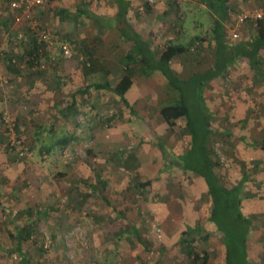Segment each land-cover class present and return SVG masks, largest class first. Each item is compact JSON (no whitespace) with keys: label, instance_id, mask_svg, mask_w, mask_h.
<instances>
[{"label":"rangeland","instance_id":"rangeland-1","mask_svg":"<svg viewBox=\"0 0 264 264\" xmlns=\"http://www.w3.org/2000/svg\"><path fill=\"white\" fill-rule=\"evenodd\" d=\"M124 1L156 59L189 48L169 60L180 80L212 69L217 0ZM55 2L27 18L0 1V264H198L193 257L204 254L208 264H243L244 253L247 264H264V48L259 75L237 56L205 84L199 109L196 92L185 93L197 129L192 143L188 118L169 126L160 116L178 100L161 74L125 59L107 80L89 54L133 52L113 29L117 0ZM224 13L231 47L264 30V0H225ZM35 38L40 59L32 61ZM126 74L124 101L93 88ZM29 81L44 101L16 95ZM200 117L209 122L202 132ZM16 136L24 157L11 145ZM201 146L217 185L230 192L233 205L215 216L225 232L210 222L213 202L196 174L206 168Z\"/></svg>","mask_w":264,"mask_h":264},{"label":"trees","instance_id":"trees-1","mask_svg":"<svg viewBox=\"0 0 264 264\" xmlns=\"http://www.w3.org/2000/svg\"><path fill=\"white\" fill-rule=\"evenodd\" d=\"M202 2L207 3L208 6H210L208 0H201ZM118 4V10L116 14V18L113 22L114 28L117 30L119 36L126 40L131 42L134 51L128 53L126 58L128 62L133 63L135 61V58H138V62L142 65V71L145 74H151L153 72H158L161 74L168 84L178 92V100L173 106L164 107L160 110V116L164 120V122L169 125L173 126V123L180 119V118H188L187 127L190 132V137L193 142H196L197 139V129H196V122L193 121V119L190 118V110L189 105L186 102V92H196V96L192 97L193 102L195 103L196 107L199 109V105L204 101L202 99L203 94V88L205 84L212 79H215L219 76H221L224 72H226L228 66L234 62L235 58L237 56L241 57H248L252 69H254L257 73V75L260 74L259 69L257 67V53L264 48V30L260 36H257L254 38L253 41L250 43H242L238 46L231 47L228 45L224 40L223 35V25L221 22V19L225 17V0H217V4L211 5V7L215 8V11L217 12L219 19H213V25L214 28L212 30L213 33V40H214V48H215V64L212 67V69H207L203 72H195L192 73L191 78L189 81H182L180 80L175 72L171 69L169 65V60L171 59V56L178 53L179 55H186L189 52V48L185 46H177L174 49L169 50V52H165L160 59H156L153 55V53L150 51L149 45L146 41L142 39L141 34L137 33L133 28L132 25L127 20V14H128V4L123 0H117ZM148 5V4H147ZM146 6V4H145ZM194 40H199L197 37L194 38ZM192 40L191 42H194ZM39 44L37 42V38H35L32 41L30 51L27 53V57L31 59L32 61H35L39 57ZM175 50V51H174ZM174 52V54H173ZM173 54V55H171ZM97 65H100L99 62H96ZM92 64V61L90 62ZM85 64H83L84 66ZM103 69V68H101ZM91 70V69H90ZM8 71L11 73H15L13 68H8ZM104 75H108L107 70H103ZM132 85V79L131 76L126 74L122 77L120 82L115 85L111 86L110 83L107 81H104L100 84L93 85V88L96 90H107L112 92L114 95H116L119 99L125 100L124 96L129 91ZM192 86V87H190ZM190 87V88H188ZM202 110V109H201ZM201 118V117H200ZM201 124L202 127L201 132L204 131V128L207 129L209 122L204 118H201ZM206 133H203L202 139L205 137ZM68 143L67 140H64L62 142V145H66ZM205 149L201 146L200 151V160L202 161L205 171L196 173L199 175V177L203 178L207 187V190L209 191V194L211 196L213 206L212 211L210 215V222L215 226L216 230L224 231V229L219 226L220 224L215 220L216 216V209L219 210L220 208L228 207L230 205V192L226 190V188H221L217 185L216 179L211 175L208 157L205 154ZM194 162V161H193ZM187 166V165H186ZM191 167V170L195 171L196 167L194 164H190L188 168ZM105 185V183H104ZM92 190H95V186H92ZM228 196V197H227ZM233 205V203H231ZM236 204H234L235 206ZM183 234V233H182ZM245 236V235H244ZM244 236L242 239L239 240L240 245L244 247L245 241ZM227 241V248L230 243L234 242V238L231 236L229 239L225 237ZM237 241V240H236ZM230 242V243H229ZM228 253V252H227ZM229 254V253H228ZM232 252H230V255L226 254L225 261L230 259ZM244 260L243 264H247V256L244 253L242 258ZM193 261L197 262L198 264H208V256L204 254L203 256L195 255L193 257ZM20 264H26L24 261H20Z\"/></svg>","mask_w":264,"mask_h":264},{"label":"crops","instance_id":"crops-1","mask_svg":"<svg viewBox=\"0 0 264 264\" xmlns=\"http://www.w3.org/2000/svg\"><path fill=\"white\" fill-rule=\"evenodd\" d=\"M53 0H51V2L50 3H48V4H46V5H49V4H51V6L53 5V3H54V5L55 6H59V5H57V3L55 2V0L52 2ZM124 1V0H123ZM125 2V5H126V1H124ZM56 3V4H55ZM43 6H45V5H43ZM41 7H38V8H36L35 10H33L32 11V15L34 14V12H37L38 11V9H40ZM61 8V7H60ZM42 9V8H41ZM38 12H40V11H38ZM117 14V13H116ZM116 14L114 15V17L112 18V21H114L115 20V18H116ZM128 14H127V20H128V22L132 25V23H131V21L128 19ZM132 28L137 32V33H139L136 29H135V27L134 26H132ZM113 29L117 32V30L114 28V24H113ZM140 34V33H139ZM117 39L118 40H122V41H126V40H124V39H122L120 36H119V34H118V32H117ZM127 43H128V45L130 44V45H132L131 44V42H129V41H126ZM133 50V52H135L134 51V48L132 49ZM92 52H94V51H90L89 52V54L91 55V56H93V60L95 59V60H99V64L100 65H98V66H101V67H103L105 70H107V72H108V75H107V77H106V79L109 77V78H111L112 80H114L115 78H117L118 77V75L115 73L116 72V70H118V68L117 69H115L116 67H120L121 65H123V62H124V60L126 59V61L128 62V60H127V58H126V56H127V54L128 53H131L130 51L128 52H126L125 53V56H123V54H121L120 52L118 53V52H114L113 54H112V52L113 51H111V52H109V53H107V56L105 55V54H101V55H98V56H95ZM135 54H136V52H135ZM101 56H103V58L101 57ZM103 59V60H101V59ZM135 61L136 62H138V58L136 59L135 58ZM134 61V62H135ZM129 63V62H128ZM169 64H171V61H169ZM113 70L115 71L114 73H112L113 72ZM69 71V69H66V72H68ZM8 73L9 74H12L11 72H9L8 71ZM195 73V72H194ZM89 75H91V74H89ZM106 76V75H105ZM120 76V75H119ZM122 77L123 76H121V77H119V79H118V81L117 82H115L114 84H113V82H112V84L110 83V81H107L108 83H110V85L111 86H115V85H117L119 82H120V80L122 79ZM35 80H37V79H35ZM108 80V79H107ZM29 86H23V89L21 90V84L22 83H18V85L17 86H19V88H18V91H16V95L17 96H24V98L25 99H27V100H30V101H44L43 99H39L44 93H43V91H37L34 87H31V86H33L34 84L33 83H31V81H29V82H26ZM21 85V86H20ZM49 85H51V84H49ZM15 86V85H14ZM64 114V113H63ZM40 133V132H39ZM38 133V134H39ZM20 264V263H19Z\"/></svg>","mask_w":264,"mask_h":264},{"label":"built area","instance_id":"built-area-1","mask_svg":"<svg viewBox=\"0 0 264 264\" xmlns=\"http://www.w3.org/2000/svg\"><path fill=\"white\" fill-rule=\"evenodd\" d=\"M0 1L7 6V9L11 13H18L27 18L30 17L33 10L51 2V0H0ZM232 38L233 39L237 38V34L234 33V31L232 33ZM5 123H7L8 131L10 132L13 131L14 125L13 124L8 125L7 120H5ZM11 145L13 149L16 152H18L21 157H24L27 154L26 152L22 151L23 140L20 139L18 136L14 138V141L11 142Z\"/></svg>","mask_w":264,"mask_h":264}]
</instances>
